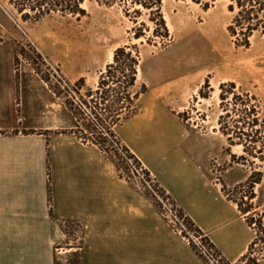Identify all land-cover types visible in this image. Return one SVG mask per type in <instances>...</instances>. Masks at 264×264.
<instances>
[{"label":"crops","instance_id":"obj_1","mask_svg":"<svg viewBox=\"0 0 264 264\" xmlns=\"http://www.w3.org/2000/svg\"><path fill=\"white\" fill-rule=\"evenodd\" d=\"M15 56L1 32L0 264H56L74 250L63 248L66 221L82 226L80 264H203L106 153L72 132V112L36 72L17 70ZM114 131L217 253L241 263L253 231L222 188L248 178L242 165L222 145L217 156L213 137L190 131L158 94ZM212 158L227 164L221 179Z\"/></svg>","mask_w":264,"mask_h":264},{"label":"rangeland","instance_id":"obj_2","mask_svg":"<svg viewBox=\"0 0 264 264\" xmlns=\"http://www.w3.org/2000/svg\"><path fill=\"white\" fill-rule=\"evenodd\" d=\"M38 1L30 0L27 4L35 6ZM58 1L74 9V0ZM79 8L84 13L58 9L38 18L36 11L28 7L19 12L11 0H0V33L9 38L16 52L15 68L34 72L38 69L48 74L52 85L59 84L62 96L67 94V83L72 88L77 86L79 95L70 93L77 104L80 96L89 99L84 97L88 88L96 89L100 73L112 62L110 56L113 58L116 48L125 46L132 55H137L140 74H137L133 91H139L144 84L146 92L136 101V106L142 107L151 95L158 94L190 131L213 137V152L217 151V156L222 145L223 153L236 155L234 159L231 157L229 164L242 165L249 176L262 174L260 183L253 189L254 210L249 219L253 242L239 264H264V162L245 154L239 145L230 146L218 126L222 113L219 85L226 82L235 84L237 94L253 96L258 115L264 118V33L252 36L248 48L236 46L227 31L232 14L226 0H161L166 31L157 15L132 5L130 0H82ZM80 78L84 79L83 86L77 82ZM76 121L75 129L85 130L86 122ZM115 134L121 141L119 134ZM109 144L111 160L119 176L136 185L142 193L152 194L157 203L146 196L161 214L160 201L145 183L148 182L161 198L171 203L173 200L166 192L159 193L160 187H154L156 181L151 173L122 141L121 144L140 162L139 166L133 158L122 162L121 157L126 159L122 149L116 153ZM207 166L217 179H221L227 168L225 162L216 158L210 159ZM246 180L240 184H245ZM237 185L226 187L223 184L227 194L235 200L243 197V201H247L249 187L245 184L235 189ZM249 214H245V218ZM63 227L69 243L63 248L74 250L60 253L56 264H80L82 226L68 222ZM58 252L61 251L58 249Z\"/></svg>","mask_w":264,"mask_h":264},{"label":"trees","instance_id":"obj_3","mask_svg":"<svg viewBox=\"0 0 264 264\" xmlns=\"http://www.w3.org/2000/svg\"><path fill=\"white\" fill-rule=\"evenodd\" d=\"M29 1L11 0L19 12L28 7L30 10L36 11L35 14L38 18L48 14L51 10L58 9L60 11L68 10L71 13H84L79 8L82 0H74V9H70L69 6L63 5L58 0H54V3H49L47 0H39L35 6L28 5ZM226 1L227 9L232 14V19L227 26L228 34L234 38L236 46L248 48L252 36L264 33V0ZM130 3L149 10L153 15H157L160 24L166 31L161 15V0H130ZM138 65L139 59L137 55H132L130 51H127L125 46L116 48L113 52L112 62L107 64L105 70L100 73L96 89L92 90L88 88L84 97L89 99H83V96H80L77 104L74 103V98L70 94L79 95L77 86L72 88L67 83V94L62 96L63 91L59 84L52 85L48 74L38 69L35 72L49 85L55 95L64 102L67 109L72 112L77 120L86 122L84 125L85 130L78 127L72 131L81 141L96 145L106 153L107 157L112 159L111 150L107 146L110 143L109 145L114 149V152L118 153L119 149H122L121 151L124 152L126 159L121 157L122 162H126L128 158H133L134 163L139 166L140 162L129 152L128 148L121 144V141L113 130L114 126L120 124L136 112V101L140 95L146 92L144 84L139 91H133L137 80ZM77 82L81 86L84 85L83 78H80ZM234 89L235 84L233 82L221 83L219 85L220 108L222 110L218 118L219 131L226 137L230 146L239 145L245 154L258 157L260 161L264 162V118L258 115V107L253 96H249L248 93L237 94ZM97 95L100 96L97 98ZM110 96L112 97L111 99ZM94 134H97V136ZM235 156V154H231L232 159ZM144 172L149 175L146 169H144ZM261 177L262 174L258 172L256 177L254 174H251L246 180L245 184L249 187L250 191L245 202L243 201V197L239 201L235 200L230 194H227L224 186L222 188L227 198L237 204L238 210L243 215L250 213L249 217L246 218L248 224L253 216L251 212L254 210L252 200L255 194L253 189L256 184L260 183ZM245 184H239L235 189L242 188ZM156 186L158 188L155 182L154 187L156 188ZM158 191L161 195L165 194L162 188H158ZM145 195L151 198L154 203H157L152 194L146 193ZM173 204L175 203L173 202ZM178 211L185 217V223L190 230L203 235V240L213 247L207 236L180 209ZM68 222L71 221H66L65 223ZM65 233L67 232L65 231ZM190 246L195 250L193 245Z\"/></svg>","mask_w":264,"mask_h":264},{"label":"built area","instance_id":"obj_4","mask_svg":"<svg viewBox=\"0 0 264 264\" xmlns=\"http://www.w3.org/2000/svg\"><path fill=\"white\" fill-rule=\"evenodd\" d=\"M145 184L160 201L161 214L167 219L173 229L183 237L187 244L194 246L203 264H231L226 262L207 241L203 240V235L197 234L187 227L184 216L179 213L178 208L173 203L169 202L168 199L158 196L148 182Z\"/></svg>","mask_w":264,"mask_h":264},{"label":"bare ground","instance_id":"obj_5","mask_svg":"<svg viewBox=\"0 0 264 264\" xmlns=\"http://www.w3.org/2000/svg\"><path fill=\"white\" fill-rule=\"evenodd\" d=\"M112 59V55L110 56V60ZM137 74H140V71L137 69Z\"/></svg>","mask_w":264,"mask_h":264}]
</instances>
